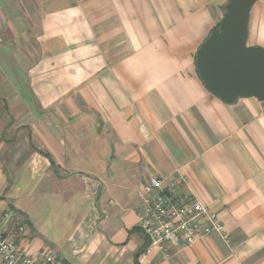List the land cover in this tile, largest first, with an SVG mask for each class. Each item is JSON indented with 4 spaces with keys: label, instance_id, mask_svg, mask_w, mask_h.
I'll list each match as a JSON object with an SVG mask.
<instances>
[{
    "label": "crops",
    "instance_id": "1",
    "mask_svg": "<svg viewBox=\"0 0 264 264\" xmlns=\"http://www.w3.org/2000/svg\"><path fill=\"white\" fill-rule=\"evenodd\" d=\"M229 1L0 0V210L23 221L26 255L264 264V101L211 94L196 62ZM248 43L264 47V0ZM152 176H182L229 238L151 248L138 211Z\"/></svg>",
    "mask_w": 264,
    "mask_h": 264
},
{
    "label": "built area",
    "instance_id": "2",
    "mask_svg": "<svg viewBox=\"0 0 264 264\" xmlns=\"http://www.w3.org/2000/svg\"><path fill=\"white\" fill-rule=\"evenodd\" d=\"M185 179L180 176L168 185L152 176L141 190L139 225L150 241V247L169 255L196 243L211 233L229 238L218 212L203 204L190 191L183 189ZM25 229L20 216L12 208L0 210V257L4 264H54L52 255L36 261L26 255L18 241L17 231Z\"/></svg>",
    "mask_w": 264,
    "mask_h": 264
},
{
    "label": "water",
    "instance_id": "3",
    "mask_svg": "<svg viewBox=\"0 0 264 264\" xmlns=\"http://www.w3.org/2000/svg\"><path fill=\"white\" fill-rule=\"evenodd\" d=\"M257 1L230 0L220 28L197 51L205 87L228 103L242 97L264 101V47L248 43L251 9Z\"/></svg>",
    "mask_w": 264,
    "mask_h": 264
},
{
    "label": "trees",
    "instance_id": "4",
    "mask_svg": "<svg viewBox=\"0 0 264 264\" xmlns=\"http://www.w3.org/2000/svg\"><path fill=\"white\" fill-rule=\"evenodd\" d=\"M226 7H227V5H226ZM219 28H220V23L216 26V28L213 30V32L218 30Z\"/></svg>",
    "mask_w": 264,
    "mask_h": 264
}]
</instances>
